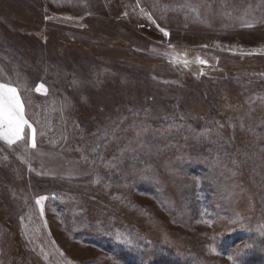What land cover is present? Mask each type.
<instances>
[{"label": "rangeland", "instance_id": "obj_1", "mask_svg": "<svg viewBox=\"0 0 264 264\" xmlns=\"http://www.w3.org/2000/svg\"><path fill=\"white\" fill-rule=\"evenodd\" d=\"M0 83V264H264V0H0Z\"/></svg>", "mask_w": 264, "mask_h": 264}, {"label": "snow or ice", "instance_id": "obj_2", "mask_svg": "<svg viewBox=\"0 0 264 264\" xmlns=\"http://www.w3.org/2000/svg\"><path fill=\"white\" fill-rule=\"evenodd\" d=\"M163 31V30H162ZM166 36L167 32L164 33ZM39 90V89H37ZM28 121L24 118V109L17 94L15 87L8 86L7 84L0 83V137H2L7 144L12 145L15 141L22 138V131ZM35 148L34 138L30 145ZM45 197H40L36 200L39 205ZM232 223H239L233 220ZM125 242L127 238H123ZM250 247L251 245H247ZM232 259V257H229Z\"/></svg>", "mask_w": 264, "mask_h": 264}, {"label": "trees", "instance_id": "obj_3", "mask_svg": "<svg viewBox=\"0 0 264 264\" xmlns=\"http://www.w3.org/2000/svg\"><path fill=\"white\" fill-rule=\"evenodd\" d=\"M259 255H260L259 251H257V250L256 251H251L249 253V257H248L249 262H253V261H256L257 259H259Z\"/></svg>", "mask_w": 264, "mask_h": 264}]
</instances>
